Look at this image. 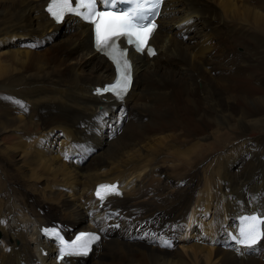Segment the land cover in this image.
<instances>
[{
  "label": "bare ground",
  "instance_id": "obj_1",
  "mask_svg": "<svg viewBox=\"0 0 264 264\" xmlns=\"http://www.w3.org/2000/svg\"><path fill=\"white\" fill-rule=\"evenodd\" d=\"M48 1L13 0L0 5V45L8 44L14 32L25 35L24 39L29 36L31 44L23 54L0 53V136L4 135L0 141V264L53 262L55 244L39 231L50 220L70 235L81 229L102 235L89 256L62 264H88L95 257L99 259L95 264H264V241L247 251L233 245L227 234L228 227L236 226L237 215L264 214V149L258 162L245 163L246 175L231 178L229 164L240 149L248 157H259L257 147H264V89L253 86H264V50L247 48L238 53L235 35H241L243 28L225 30L212 22L210 1L164 0L158 28L149 41L157 53L150 57L130 46L132 89L122 102L110 100L109 95L104 100L92 91L113 80L115 72L93 46V26L74 16L58 23L45 11ZM245 1L242 10H236L241 7H231L228 0L225 9L264 39V14L256 8L262 6ZM203 18L209 19L203 22L205 27L215 31L214 44L206 45L211 46L207 56L192 50L206 48L195 46L201 34L195 33L194 26ZM253 40L260 42L255 36ZM54 128L74 138L72 154L78 163L90 152V143L101 147L90 158L83 194L73 203L55 189L71 177L67 166H54L51 158L36 150L41 139L52 138ZM19 132L25 138L19 136L14 143ZM252 133H259L255 141L244 139ZM31 137L35 139L29 143ZM238 139L243 140L227 152L216 151ZM176 140L181 143L175 144ZM19 151L26 154L21 165L15 159ZM159 155L161 161L156 160ZM204 162L208 164L202 167ZM108 165L115 173L111 177L102 171ZM127 165L129 169L123 168ZM176 168L180 171L174 176ZM2 174L8 181L1 179ZM35 181L53 185L37 186ZM115 183L120 194H111L100 207L94 191L98 185ZM210 198L208 206L221 222L212 232L211 240L217 245L210 251L214 257L204 256L202 249L187 257L176 254L175 248L193 231L180 230L187 222L191 227L196 224L204 201ZM41 245L48 248V256L41 255Z\"/></svg>",
  "mask_w": 264,
  "mask_h": 264
},
{
  "label": "rangeland",
  "instance_id": "obj_2",
  "mask_svg": "<svg viewBox=\"0 0 264 264\" xmlns=\"http://www.w3.org/2000/svg\"><path fill=\"white\" fill-rule=\"evenodd\" d=\"M13 0H0V5H6V4H9V3H12ZM204 1H207L208 3L212 4L213 5V11H212V15H214V18L215 19H211L212 22L214 23H217V25H220V28H223L225 30H235V31H241L242 28H243V32H240L242 33L241 35L237 36L235 35V40L237 42L235 48L237 50L238 53H245L246 52V49L247 48H251V50H259L260 52L262 50H264V39L262 38V36H259L258 35V32H252L250 31V29L246 26V24L243 22V21H237L235 20L234 16H231L232 15V12L225 9L227 6L226 4L227 3H230V2H227L228 0H216V1H211V0H204ZM210 1V2H209ZM231 3L230 4H233L231 7L233 6H236V7H241L239 9H236V10H242V6H245L247 4V2L245 0H230ZM252 5L255 6V3H257L258 6H262V7H256L257 10H259L262 14H264V0H251L250 2ZM228 13H227V12ZM228 15V16H227ZM209 20L208 18H203L202 20H200V22H198L195 26H194V31L196 34H201L199 37H196L198 38V42L195 44V46L197 45H202L204 47H206L207 42H212V44H214L215 40H214V28H208V27H205L204 25V21L205 20ZM238 19H241V18H238ZM242 20V19H241ZM264 21V19H263ZM213 25V24H212ZM197 26V27H196ZM179 27V26H178ZM203 27V28H202ZM264 27V25H263ZM199 29V30H198ZM202 29V30H201ZM248 33V34H247ZM257 35H255V34ZM194 34V32H193ZM192 34V35H193ZM28 36V35H27ZM45 36V35H44ZM253 36L257 37L259 41H256V40H253ZM26 38L25 35L21 34L20 32H14L12 36L9 37V41H8V44L6 45H0V53H4L6 51H10L12 52L13 54H16V55H19V54H23V52L25 53L26 51L30 50V46L31 44L28 42L29 41V36L27 39H24ZM8 39V38H7ZM188 40V39H187ZM186 40V41H187ZM185 42V41H184ZM205 42V43H203ZM189 43V42H187ZM203 43V44H202ZM238 45V46H237ZM211 47V46H210ZM210 47H206L204 49H201V50H198V51H195L194 49L193 52H197L198 54H204L205 55L207 54V50L210 48ZM217 49V48H216ZM16 52V53H15ZM18 53V54H17ZM208 55V54H207ZM206 55V56H207ZM2 60L6 61V57H2ZM255 82V81H253ZM199 86L200 88L202 89L203 88V85L201 82H199ZM253 86H258L260 88H263L264 89V86L260 85V84H257V85H253ZM1 90V89H0ZM117 121V120H116ZM12 133V132H11ZM11 133H8V134H11ZM50 136H52L51 139H48L47 141V138L45 139H41V142H39L36 150L38 153L42 154L41 156L42 157H47V158H51L52 161H49V163H52L54 162V166H63L65 164V166H67V171L68 172H71V177L69 179H65L64 181L61 182L60 185H58L55 189L58 190V192L62 191L65 193V199H66V202L68 203H73L74 201H77L80 196L83 194V189L85 187L84 185V181L86 180V174L89 172V169L87 167V164L89 163V161L91 160L90 158L93 157L94 154L96 153H99L100 150H101V147L99 145H97L96 143H90L89 146H90V152H88L84 158H83V161L80 160L81 162L78 163L77 162V157L74 156L72 154V152L74 151V138H71V137H68L66 135H62L60 134L61 133V130L59 128H54L50 131ZM7 134V135H8ZM21 135V133L19 132L15 137L14 139V143L16 141L19 140V136ZM24 134H22V137H23ZM259 133H252L248 136H246L244 139L245 140H249L250 141H255L256 138L258 137ZM3 136L4 135H1L0 136V141L3 140ZM40 136V135H39ZM22 137L20 136V138L22 139ZM25 138V137H23ZM33 138L35 139V137H31L28 139L29 143L30 142H33ZM37 138V137H36ZM243 139H238V140H235L230 144H227L226 146H222L220 149L216 150L218 151L219 153L218 154H221V153H225L228 151L229 147L230 146H233V145H236L238 143H240ZM91 142V141H90ZM181 141H175V144L178 143ZM187 142H185L186 144ZM9 144V142L7 143ZM187 145V144H186ZM81 146H82V143H81ZM34 147V146H32ZM149 145H147L146 148H148ZM258 149L256 150V153L258 154L259 157H257V155H253L252 157H248L247 154L244 153L243 150H238L237 152H235L234 154L231 155V162L229 163L230 164V174H231V178H234V177H237V176H240V175H246V168H245V163L249 162V161H255L257 158L258 161L260 160V152H262V150L264 149L263 146L261 147H257ZM27 149V148H26ZM62 149V150H61ZM182 149H184V147H182ZM99 151V152H98ZM64 153V154H63ZM241 153V154H240ZM39 154V155H40ZM200 153H198L197 155H199ZM217 154V155H218ZM238 154V155H237ZM264 154V152H263ZM104 155V154H103ZM243 155V156H242ZM101 157V155H99ZM164 156V154H163ZM163 156L159 155L157 156L156 160L158 161H161L163 159ZM240 156V157H239ZM58 157V159H57ZM60 157V158H59ZM235 157V158H234ZM238 157V158H237ZM26 158V154L23 152V151H19L18 153H16L15 155V159L16 161L19 163V165L23 164V160H25ZM252 158V159H251ZM55 159V161L53 160ZM204 158L201 157L200 161L203 160ZM234 159V160H233ZM250 159V160H249ZM60 160V161H58ZM228 160V161H230ZM233 160V161H232ZM248 160V161H247ZM255 161V162H258V161ZM242 162V163H241ZM151 164L153 163V161L150 162ZM63 164V165H62ZM208 164V163H207ZM207 164L202 163V167L206 166ZM232 165V166H231ZM244 165V166H243ZM83 167V168H82ZM111 165H108V167L106 166L105 168L102 169V171H105L107 170V172H109V174H107L108 177H111L113 176L115 173L113 172H110L109 170L111 169ZM70 168V169H68ZM85 168V169H84ZM87 168V170H86ZM123 168H126V169H129L130 166L127 165V166H124ZM198 168H199V165H198ZM239 168V169H238ZM73 169V170H72ZM75 169V170H74ZM77 169V171H76ZM177 169V170H176ZM175 170H173L172 172V175L176 176V173L178 171H180L178 168H176ZM204 169V168H203ZM203 169H201V173L204 174L203 172ZM239 170V171H238ZM74 171V172H73ZM82 171V172H80ZM234 171V172H232ZM238 173H237V172ZM27 172V171H26ZM106 172V171H105ZM240 172V173H239ZM78 173V174H77ZM210 173L211 171L208 170L206 172V174L208 176H210ZM73 174V175H72ZM76 175V176H75ZM60 177L63 178L64 175L60 174ZM178 178V176H177ZM1 179L3 181H8V177H5L4 174L1 175ZM72 179H73V182H72ZM75 179H78V180H81V183H77ZM68 180V181H67ZM75 181V182H74ZM187 181V180H186ZM184 181V182H186ZM45 183L43 182H36L34 184H36L37 186H45V185H48V184H51L48 183L47 181H44ZM182 182V180H181ZM183 182V184H184ZM65 183V184H64ZM67 183V184H66ZM53 185V184H51ZM65 185V186H64ZM9 188V186H7V189ZM71 188V190H70ZM68 189V190H67ZM76 189V190H75ZM24 190V189H23ZM67 191V192H66ZM69 191V192H68ZM61 192V193H62ZM76 192V193H75ZM26 193L29 195L30 194V191H26ZM67 194V196H66ZM74 194L76 196H74ZM206 196H207V192L205 193ZM79 195V196H77ZM216 195V194H215ZM73 198V199H72ZM58 199H61V195L58 196ZM211 198L210 199H207L205 200V204L202 206L201 210H200V213L197 217V220L196 221V224L191 227L192 225H189V223L187 222L186 226L184 225L183 228L180 230V232H182V230L184 229V227H187L188 229H192L193 231L189 234L187 233L185 235V238H184V241L182 243H180V245H176L177 247L175 248V253L176 254H180V255H184V257H187L189 255V253H191L192 251L194 250H204V256L206 257H211L213 258L214 255L212 252H210L212 249H215V247L217 248V245L214 244L212 242V238L214 237V233H212L213 231H215L217 228H219L217 226L218 222L221 227V222L218 221V219L220 220L219 218V215L215 213V209L214 208H211L210 205L208 206V204L211 203ZM205 206V207H204ZM207 206V207H206ZM34 207L35 208H38L39 207V203H34ZM211 209H210V208ZM207 208V209H206ZM210 209V210H209ZM19 210H17L18 212ZM207 212V213H206ZM203 213V214H202ZM206 213V215H205ZM23 214V213H21ZM209 215L211 216V220H208L206 218L209 217ZM204 216V217H203ZM215 219H214V218ZM13 218V216L11 217ZM205 218V219H204ZM9 219V218H8ZM204 222H202L201 220ZM217 220V221H216ZM51 223H53L52 220H50ZM213 221V223H212ZM36 222V221H35ZM199 222V223H198ZM215 222V223H214ZM26 223V222H24ZM130 226H132L131 223H128ZM201 224V225H200ZM203 224V225H202ZM213 226H212V225ZM7 225H8V222H7ZM81 224L77 225L75 228L79 229V227ZM189 225V226H188ZM209 229L207 226H209ZM206 228V231H204V228ZM214 227V228H213ZM74 228H72L71 230H73ZM133 229V227H132ZM200 229V230H199ZM202 229V230H201ZM208 229V230H207ZM196 230V231H195ZM8 231H9V228H8ZM198 231V232H197ZM201 231V232H200ZM211 231V232H210ZM179 232V234H180ZM202 232H207V235L206 237L202 236ZM197 233V234H196ZM209 233V234H208ZM192 234V235H191ZM200 236H199V235ZM115 235V234H114ZM112 235V237H117V235ZM196 235V236H195ZM9 236H11V231H9ZM30 236V234L28 235ZM188 236V237H186ZM192 236V237H191ZM36 236H34V239H35ZM196 238V239H195ZM202 239V240H199V239ZM3 239H0V243H2ZM207 240V241H206ZM19 241V240H18ZM34 242V240H32ZM202 241V242H201ZM207 242V243H205ZM212 242V243H211ZM11 243L13 244V239L11 241ZM15 244H17L16 242H14ZM170 243V242H169ZM203 243V244H202ZM19 244V243H18ZM17 244V245H18ZM196 244V245H195ZM34 246V244H32ZM186 246V247H185ZM189 246V247H188ZM199 246V248H198ZM205 246V247H204ZM182 247V249H181ZM188 247V248H187ZM202 247V248H201ZM6 249V247H4ZM193 248V249H192ZM185 249V250H184ZM190 252H189V251ZM107 252H105L104 254H106ZM206 253V254H205ZM202 254V255H203ZM107 257V256H105ZM99 259L98 257L96 258H93L90 262H88V264H95L96 262H98ZM87 263V262H86ZM182 263V262H181Z\"/></svg>",
  "mask_w": 264,
  "mask_h": 264
},
{
  "label": "snow or ice",
  "instance_id": "obj_3",
  "mask_svg": "<svg viewBox=\"0 0 264 264\" xmlns=\"http://www.w3.org/2000/svg\"><path fill=\"white\" fill-rule=\"evenodd\" d=\"M76 6H72V0H51L48 11L57 22H60L65 14L79 15L82 19L88 21L94 25V33L96 37L97 50L103 51L110 59H113L117 66V80L114 84L108 86L103 91L112 90L118 98H123V95L128 90L127 81L129 79V73L131 69V63L126 59L127 49L121 48L116 41L125 37L126 43L133 44L132 37H135L138 42L137 51H144L147 48L149 55H154L155 51L147 47L148 41L152 37L155 31V25L151 22L143 23L142 21L147 19L144 10L147 8L148 15H155V9L160 5L161 0H129V3L134 5L132 10L120 11L112 10L113 6L118 3V0H75ZM103 3L105 5L104 10H99L97 5ZM53 5H63L65 7L53 10ZM83 9V10H82ZM111 42V43H110ZM119 51L123 58V64L113 56V52ZM123 75V80L121 76ZM119 86V90H117ZM100 92V89H97ZM101 189L111 190L106 192L104 196L101 195ZM118 185H99L96 191V195L101 200L105 199L106 195L120 193L117 191ZM3 223V221H0ZM83 236L93 237L98 240L99 237L92 233H84ZM58 236V234H57ZM61 245H66L67 242L62 237H58ZM80 238L77 237V240ZM238 245L244 247L247 251H254L264 241V217L252 215L244 217L238 235L232 237ZM167 243V242H165ZM76 241H72L71 245H75ZM71 245H68L69 250L65 251L64 247L60 249V258L65 256H71L75 254L71 250ZM85 247V245H81ZM240 251L239 248L236 249ZM86 254V253H85Z\"/></svg>",
  "mask_w": 264,
  "mask_h": 264
}]
</instances>
